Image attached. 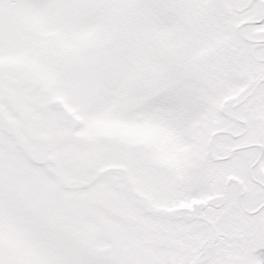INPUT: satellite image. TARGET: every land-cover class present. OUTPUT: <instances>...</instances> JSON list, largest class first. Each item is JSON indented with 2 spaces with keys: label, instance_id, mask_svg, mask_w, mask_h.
Here are the masks:
<instances>
[{
  "label": "snow or ice",
  "instance_id": "obj_1",
  "mask_svg": "<svg viewBox=\"0 0 264 264\" xmlns=\"http://www.w3.org/2000/svg\"><path fill=\"white\" fill-rule=\"evenodd\" d=\"M0 264H264V0H0Z\"/></svg>",
  "mask_w": 264,
  "mask_h": 264
}]
</instances>
